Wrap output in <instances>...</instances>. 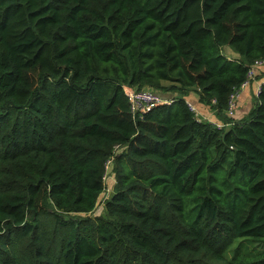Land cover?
Returning <instances> with one entry per match:
<instances>
[{
  "label": "trees",
  "instance_id": "obj_1",
  "mask_svg": "<svg viewBox=\"0 0 264 264\" xmlns=\"http://www.w3.org/2000/svg\"><path fill=\"white\" fill-rule=\"evenodd\" d=\"M262 59L264 0H0V264H264Z\"/></svg>",
  "mask_w": 264,
  "mask_h": 264
},
{
  "label": "built area",
  "instance_id": "obj_2",
  "mask_svg": "<svg viewBox=\"0 0 264 264\" xmlns=\"http://www.w3.org/2000/svg\"><path fill=\"white\" fill-rule=\"evenodd\" d=\"M262 69H264V59L257 61L249 69L246 81L241 85V87L239 89L235 90L229 98L228 108H227V114L228 115H231V116L234 115V113L237 109V105H238L239 98H240L241 94L244 92V90H246L248 87L251 86L252 82L256 79L258 71L262 70ZM261 85L262 84L259 85V87L256 91L257 96L260 93ZM124 91H125L126 97L128 99V103L130 105L131 114L133 115L134 118H137V119H142L145 114H147L148 112H150L151 110H153L155 107H157L159 105L170 104L171 102H173V99L164 98L161 95L156 94L155 92H153L149 89L136 90V89H132L129 87H125ZM186 102H187L189 109L196 115V117L199 120L208 121V122L212 123L213 125H216L218 128L225 127V125L222 124L221 122H215V121H212L209 117H207V116L205 117L200 112V110L195 106V104L193 102H191L189 100H187ZM213 103H215V100L213 101ZM112 160L113 159H110L107 162L106 173L104 176V182L106 181L105 186H107V180L110 179V178H108V174H109L108 170H109V166L112 163ZM114 181L115 180H113V182ZM104 191H106V188ZM112 191L113 190H111V192ZM110 194L111 193L107 192L108 197Z\"/></svg>",
  "mask_w": 264,
  "mask_h": 264
},
{
  "label": "crops",
  "instance_id": "obj_3",
  "mask_svg": "<svg viewBox=\"0 0 264 264\" xmlns=\"http://www.w3.org/2000/svg\"><path fill=\"white\" fill-rule=\"evenodd\" d=\"M226 52H229V55H231V54H232V56L235 55L230 49H228ZM262 72H264L263 69L258 72L256 79L252 82L251 86L248 87L246 90H244V92L241 94V96L239 98L240 103H239V106L236 110V118L237 119L243 118L252 108L254 101L257 98L256 91H257L259 85L264 82V73H262ZM191 96H190V98H192ZM196 96H197V94H196ZM190 101L195 104V106L200 110V112L205 117L207 116L211 120H213L215 122H219L214 110H212L210 108V106H206V105L201 104L199 102L198 96H197V101L195 98H193V100L190 99ZM211 115H213V117H211Z\"/></svg>",
  "mask_w": 264,
  "mask_h": 264
},
{
  "label": "rangeland",
  "instance_id": "obj_4",
  "mask_svg": "<svg viewBox=\"0 0 264 264\" xmlns=\"http://www.w3.org/2000/svg\"><path fill=\"white\" fill-rule=\"evenodd\" d=\"M191 95L190 96L192 98H190V96H188V98H189L188 100L190 101V99L193 100V98H195L196 101H197L196 93H192ZM211 117H213V115H211ZM108 178H110V179L107 180L106 191L109 192V193H111V190H113V187L112 186H113V180H115V177L112 176V174L110 173V170H109ZM105 183H106V181H105ZM106 191H104L102 193V195L100 196L99 202H98V209L94 212V214H100V213L102 214L103 213V211H104V205L103 204L106 201V199L108 198V195H107V192ZM243 246L244 247H247L248 249H252V248H254V246H257L258 247L259 245L256 244V243H254V242H251V243H243ZM235 247H236V245H235ZM242 251L244 252V249H242Z\"/></svg>",
  "mask_w": 264,
  "mask_h": 264
}]
</instances>
